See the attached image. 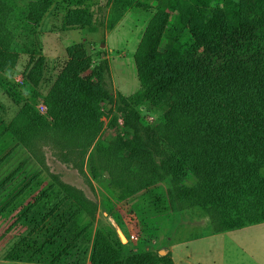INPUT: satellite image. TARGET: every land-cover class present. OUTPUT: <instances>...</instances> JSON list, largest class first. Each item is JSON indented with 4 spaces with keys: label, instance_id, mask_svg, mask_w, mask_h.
<instances>
[{
    "label": "trees",
    "instance_id": "trees-1",
    "mask_svg": "<svg viewBox=\"0 0 264 264\" xmlns=\"http://www.w3.org/2000/svg\"><path fill=\"white\" fill-rule=\"evenodd\" d=\"M150 2L155 12L133 54L139 89L125 96L107 87L106 58L94 63L80 43L66 48V63L48 91L39 92L45 58L34 51V35L50 2L0 0V72L13 68L20 53L29 54L23 80L33 88L30 98L44 105L45 118L80 122L105 102L114 106L109 122L116 129L113 139L94 142L86 168L78 170L89 195L58 172L38 171L47 177L43 187L53 191L27 226L16 223L23 232L5 259L171 264L159 249L125 253L128 242L107 221L94 229L100 202L106 216L124 202L143 223L199 208L212 233L264 222V0H111L106 28L132 8L150 9ZM80 15L70 10L66 24ZM144 102L164 107L162 125L143 122ZM17 144L0 118V169ZM188 174L193 186L184 184ZM30 198L35 206L42 196Z\"/></svg>",
    "mask_w": 264,
    "mask_h": 264
},
{
    "label": "rangeland",
    "instance_id": "rangeland-1",
    "mask_svg": "<svg viewBox=\"0 0 264 264\" xmlns=\"http://www.w3.org/2000/svg\"><path fill=\"white\" fill-rule=\"evenodd\" d=\"M16 1L37 6L50 2L34 35L37 45L34 51L40 50L45 58L44 74L37 87L39 92L48 91L66 63V48L75 43L84 44L94 63L100 55L106 58L108 71L104 79L109 89L125 96L139 89L133 54L155 12L154 2H150V9H130L110 31L106 20L111 0ZM72 9H80L81 15L69 26L66 17ZM28 61L29 54L20 53L13 68L0 72V118L18 139L16 151L0 169V264H42L5 259L23 232L19 225L27 226L53 191L50 187L44 188L47 177L38 171L58 172L64 181L89 195L90 189L78 170L86 168L87 156L97 139L111 140L116 134L109 122L115 114L114 106L105 102L96 104L80 122L62 115L53 121L45 118L44 105L41 100L34 102L30 98L33 88L23 80ZM140 110L146 125H162L164 107L144 102ZM118 123H121L120 116ZM194 183V176L188 174L184 184L193 186ZM94 185L100 202L102 190L95 182ZM32 196L36 201L42 196L35 206H30ZM100 203L93 228L107 221L115 230L119 229L125 237L122 243L128 242L125 253L139 252L145 247L157 251L170 246L176 264H261L264 261V224L212 233L207 216L199 208L175 211L162 219L150 216L143 223L124 202L116 203L112 216H106Z\"/></svg>",
    "mask_w": 264,
    "mask_h": 264
},
{
    "label": "crops",
    "instance_id": "crops-1",
    "mask_svg": "<svg viewBox=\"0 0 264 264\" xmlns=\"http://www.w3.org/2000/svg\"><path fill=\"white\" fill-rule=\"evenodd\" d=\"M260 225H263L264 224V222L263 223H259ZM255 225H257V224H255ZM259 226V225H258ZM131 241V240H130ZM129 241V242H130ZM132 242V241H131ZM132 252H135V251H133L132 250ZM159 254L160 255H167L168 256V259H169V261L171 262V264H176L175 263V261H174V251H173V249L169 246H167L165 249H159ZM86 264H89V262L87 261L86 262ZM261 264H264V261L263 262H261Z\"/></svg>",
    "mask_w": 264,
    "mask_h": 264
},
{
    "label": "water",
    "instance_id": "water-1",
    "mask_svg": "<svg viewBox=\"0 0 264 264\" xmlns=\"http://www.w3.org/2000/svg\"><path fill=\"white\" fill-rule=\"evenodd\" d=\"M116 231H117V233H118V236H119L121 242H124V241H125V237H124V235L121 233V231H120L119 229H117Z\"/></svg>",
    "mask_w": 264,
    "mask_h": 264
}]
</instances>
